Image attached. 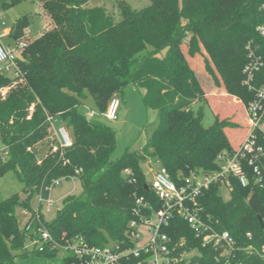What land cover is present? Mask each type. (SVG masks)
Returning <instances> with one entry per match:
<instances>
[{"label": "trees", "instance_id": "trees-1", "mask_svg": "<svg viewBox=\"0 0 264 264\" xmlns=\"http://www.w3.org/2000/svg\"><path fill=\"white\" fill-rule=\"evenodd\" d=\"M22 1L35 0H10L2 9ZM37 1L41 15L49 19L45 30L24 41L26 47L16 57L19 73L15 79L0 70V143L5 148L0 176L12 172L22 184L23 194L0 200V264L55 261L51 242L66 245L81 240L91 247L131 250L130 222L151 213L148 208H138L135 200L142 198L152 210L160 207L145 184L141 163L155 161L178 185L190 172L213 171L217 157L237 147L225 135L227 129L239 126L233 116L216 114L206 129L194 114L196 103L208 101L193 70L196 45H186L185 37H195L208 73L219 80L220 95L244 106L253 98L242 84L248 42L264 63V39L255 31L264 25L260 10L264 0H150L139 11L117 1L112 6L118 10V19L89 0ZM29 25V16L17 19L9 33L11 39L18 42ZM263 80L264 66L257 75L258 83ZM128 85L143 91V105L156 112L158 122L141 151L126 150L113 159L114 132L88 120L79 108L87 93L97 112L104 114L110 99ZM30 107L33 112L27 119ZM47 117H58L66 124L70 148L50 153ZM76 170L80 171L77 180L82 194L65 197L62 210L45 222L40 206L30 209V199H46L53 182L68 181ZM232 187L226 200L213 187L199 203L211 221L218 222L219 230L230 233L237 247L252 246L258 251H239L230 264H264V190L242 188L236 182ZM17 208L30 211L22 230L16 222ZM38 230L51 238L42 251L32 244L39 239ZM163 232L174 243L183 239L180 249H197L199 255L193 260L198 264H223L215 260L211 248L201 246L178 216L170 218ZM26 239L31 242L29 248ZM61 262L76 260L67 255ZM136 263L132 257L120 261Z\"/></svg>", "mask_w": 264, "mask_h": 264}, {"label": "built area", "instance_id": "built-area-1", "mask_svg": "<svg viewBox=\"0 0 264 264\" xmlns=\"http://www.w3.org/2000/svg\"><path fill=\"white\" fill-rule=\"evenodd\" d=\"M260 10L264 12V4ZM255 31L264 39V25L256 27ZM18 42L15 50L21 53L26 47V42ZM15 50L3 46L0 42V67H3L6 72L13 69L17 76L19 70ZM245 52L246 62L242 67V84L252 93L253 98L243 106L247 121L246 132L237 147L231 152L221 153L216 159V168L213 171L190 172L178 185L168 177L165 169L159 168L154 172L149 188L160 207L152 210L142 198L135 200L138 208H148L151 213L148 217L140 218L138 222H130L129 239L134 244L131 250L119 251L118 246L91 247L81 240L66 245L51 242L50 250L56 249V253L60 250L64 251V256L71 255L76 260L72 264H120L121 259L128 257L136 259V264H198L193 260L199 255L197 249H180L185 241L181 239L180 243H174L163 232L170 218L176 215L187 224L193 237L199 240L202 247L213 250L217 262L223 261V264H230L239 251L258 254L252 246L237 247L230 233L219 230L218 222H212L199 203L203 194L213 187H217L219 194L223 198V195H227L228 199L233 189L232 182H236L242 188L258 186L264 190V80L257 82V75L261 72L264 63L251 42L245 45ZM118 106L117 97H112L104 113L105 117L115 120ZM32 112L33 107H30L27 119H30ZM46 122L49 125L50 153H58L70 148L72 139L68 131L64 127L55 130L51 124V117H47ZM125 174L130 175L128 171H125ZM79 175L80 171L76 170L69 181L77 180ZM60 181L53 182L50 189L58 185ZM131 182H134V179ZM51 205L48 197L46 199L38 197V206L43 207L46 212L51 211ZM140 231L147 233L148 237L141 247H137ZM37 232L39 239L32 244L38 245L39 251H42V245L50 242L51 238L46 231L38 230ZM246 236L250 238V234Z\"/></svg>", "mask_w": 264, "mask_h": 264}, {"label": "rangeland", "instance_id": "rangeland-1", "mask_svg": "<svg viewBox=\"0 0 264 264\" xmlns=\"http://www.w3.org/2000/svg\"><path fill=\"white\" fill-rule=\"evenodd\" d=\"M10 0H0V42L3 46L9 47L15 50L16 45L19 42H14L9 33L15 21L24 16L30 17V25L27 30L23 32V36L18 41H25L26 39L33 40L39 37L46 28V22L49 19L44 18L41 15V8L37 0L22 1L13 6L2 9V5L8 3ZM117 1H123L131 9L139 11L150 5V0H89L93 6H104L112 14L113 18L118 19V10L113 4ZM4 23V25H2ZM186 45H196V54L193 57L192 65L194 72L199 75L201 84L205 95H207L208 104L201 105L199 102L193 106L194 114L200 117L204 128L208 129L214 122L215 115L219 114L222 117L233 116L238 122L239 126L237 129H227L225 135L227 136L229 144L234 147L244 138L246 132V116L244 107L240 101L235 104L229 97L220 95L219 91V80L216 75L213 77L208 73L206 69L207 62L205 57L201 55L200 49L197 48L196 39L194 36L189 35L184 39ZM186 51V57L188 58L189 49L182 45ZM14 54L18 56L19 50H15ZM2 74L13 80L15 79V72L13 69L6 72L3 67H0ZM7 89L3 90L5 94ZM143 91L135 88L133 85H128L123 90V93L117 95L119 106L116 111L115 120H109L104 114H99L95 108L94 102L89 94L85 93V98L82 100L83 105L79 108L81 115L86 117L90 121L101 123L108 129L114 132L116 140V149L112 155L113 159L120 157L126 150L129 151H141L146 143V139L151 135L153 129L156 127L158 122V116L155 111L148 110L144 107L142 102ZM209 98V99H208ZM52 127L55 130L64 127L70 134L66 124L58 117L52 118ZM5 154V148L0 143V156ZM159 165L152 160H146L141 163L140 169L145 178V184L150 186L153 173L159 169ZM18 194L23 197L22 184L17 180L12 172H7L0 176V200H4L11 195ZM82 194V188L78 180H61L58 185L53 186L48 193V198L51 201V211L46 212L42 207L40 209L41 215L45 222L49 223L53 220L58 211L63 208L62 200L69 196H80ZM224 199H227V195H223ZM29 206L32 211L38 209V197L33 196L29 201ZM16 222L18 228L22 230L26 225L30 211L22 208H17L15 211ZM139 240L136 244L137 247H141L146 238L147 233L144 231L139 232ZM31 242L26 239L25 246L29 248ZM64 251H58L56 253L55 261L37 262L36 264H62V258Z\"/></svg>", "mask_w": 264, "mask_h": 264}, {"label": "crops", "instance_id": "crops-1", "mask_svg": "<svg viewBox=\"0 0 264 264\" xmlns=\"http://www.w3.org/2000/svg\"><path fill=\"white\" fill-rule=\"evenodd\" d=\"M46 23L48 24V22H46ZM47 24H46V25H47Z\"/></svg>", "mask_w": 264, "mask_h": 264}]
</instances>
